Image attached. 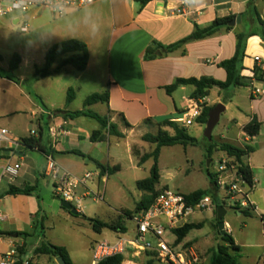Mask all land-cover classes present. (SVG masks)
Listing matches in <instances>:
<instances>
[{
    "label": "rangeland",
    "instance_id": "1",
    "mask_svg": "<svg viewBox=\"0 0 264 264\" xmlns=\"http://www.w3.org/2000/svg\"><path fill=\"white\" fill-rule=\"evenodd\" d=\"M257 7L259 4L253 0ZM261 17L264 19V1L259 5ZM19 16H8L0 18V56L2 62L0 67L4 70V76L11 82L0 79V128L7 129L14 140H21L20 137L31 136L33 131H37V122L32 118L33 112H38L44 107L46 111L68 110L70 112L80 111L85 108V100L94 93H101L102 68L100 66L99 55L95 61V68L91 74L79 79L80 72L70 68L71 72H63L49 78H35V68L42 67L45 63L47 50L54 44L70 39L90 38L101 36L102 41L98 42L95 54L103 51L105 40L111 39L114 35L115 26L108 7L102 9L98 6H91L79 11H71L63 17H55L48 11H30L23 19L30 25L28 33H22L20 26L14 23V19ZM243 23L246 22L243 20ZM238 31L246 30L243 26L237 25ZM91 44L92 41H91ZM94 46V45H93ZM15 54L21 55L23 62L16 71H10V63ZM94 54V53H93ZM258 80L259 76H255ZM94 79V82H91ZM248 86L231 88L229 91L212 89L210 103L218 101V91L221 92L222 102L228 105L227 111L222 114L219 123L212 132L211 139L205 135L206 125L197 121L192 126H188L190 135L197 140L196 145L184 148L181 145L164 147L159 157L160 183L156 186V193L165 189L188 195L198 190H206L211 187L207 171L215 173L219 167L220 159L224 156L216 148L212 153L209 149L222 141L231 142L239 146L236 142V135L231 136L229 129L233 126V120L250 116L254 110H260L264 105V94L259 97H252L253 86L264 90V82L247 81ZM16 84H20L22 92L17 89ZM75 90L74 101L67 106L68 90ZM220 104V103H217ZM205 102L204 110L209 108ZM91 111L101 115H106L104 104H95L89 108ZM262 109V107H261ZM48 121V116L45 118ZM75 126L70 127L71 133L79 131L85 134L100 128L99 123L88 117L75 119ZM80 123V124H79ZM147 133L157 135L160 129L158 124L147 125ZM80 128V129H78ZM173 134V130L164 128ZM145 135V134H144ZM144 135L138 133L134 138L132 152L128 146L129 140H121L111 137L102 146L95 147L89 141L83 148L86 154L101 162L111 165H120L118 172L103 178L97 176L99 169L96 164L88 159L84 160L80 156H67L66 164L68 171L77 176H84L90 172L94 177L89 180L87 187L80 194L83 204V213L74 216L62 207V202L57 200L51 177L42 176L45 157L38 152H28L23 162L18 182L25 184L39 185L38 194L41 198L42 215L46 218L44 222L45 230L43 235L31 242H49L56 246L65 247L75 264H92L93 249L97 242L109 240L116 241L120 237L132 238L136 234V223L133 219L125 215L136 212L139 203L145 197H152L139 190L137 183L151 177L154 160L151 159L141 163V158L152 153L156 145L144 141ZM51 136L45 131L44 142L48 143ZM71 139H77L74 136ZM234 138L235 141H230ZM51 140H53L51 138ZM62 142H65L64 138ZM255 152L251 155V164L256 168L257 192H254V200L258 209L250 208V215L243 214L236 209L237 202L232 200L223 189L218 191L219 201H225L227 215L225 222L227 235L231 236L240 247L241 252L237 258L238 264H264V124L260 136L253 141ZM69 149V145H63ZM17 155H11L15 160ZM19 158H17V161ZM209 161L212 163L209 165ZM103 175V174H101ZM9 182L4 179L2 188ZM19 184V183H17ZM1 188V189H2ZM89 192V196H84ZM155 196V195H154ZM217 207L215 205L209 211L194 215L190 222L192 224H202L203 228L192 231L181 243H178L177 236L172 233L165 235L166 241L173 245L176 241L184 250H192L202 260V264H210L213 252H217L220 247H227L219 231L217 219ZM76 208V207H75ZM246 210V209H244ZM136 213L134 215H139ZM92 220L105 223H116L122 221L121 225L127 228V233H116L105 229L102 233H97L92 227ZM20 249L18 252L21 258ZM26 259L35 258L29 247H24ZM229 253H235L230 250ZM42 258L46 259L47 256ZM149 260L144 256L134 257L132 253L124 256L121 264H148ZM53 264H58L53 260ZM153 264H160L153 260Z\"/></svg>",
    "mask_w": 264,
    "mask_h": 264
},
{
    "label": "crops",
    "instance_id": "2",
    "mask_svg": "<svg viewBox=\"0 0 264 264\" xmlns=\"http://www.w3.org/2000/svg\"><path fill=\"white\" fill-rule=\"evenodd\" d=\"M250 1L251 0H159L151 2L144 8H141L138 3L132 0H104L94 5L98 6L100 9L104 7L109 8L115 31L111 39H106L104 41L105 45L103 51L101 50L98 54H95L97 51L95 45H98L97 43L102 41L101 36L90 38V41L87 40V38L78 39L87 44L90 54L87 69L84 72H80L81 75L79 79H83L91 74L96 65V58L99 55L103 75L101 93L106 90H109L110 93L109 103L104 104L106 107L105 116H107L109 122L116 125L118 131L124 135L123 138H116L126 141L129 140L128 149L132 156H134L132 152L134 138L138 137V133H140L141 136L150 134L146 132L149 131L147 127L149 124H146L147 120H152L153 124H159L165 120L176 119L180 117L190 105L192 94L195 91L194 87H181L172 94H169L165 87L172 85L177 79L181 78L201 79L206 77L218 81H225L226 72L222 68H219L218 64L224 60L231 59L235 55L237 44L236 35L245 30L238 31L236 27H232V30L223 28L211 37L199 41H192L180 50L155 61H145L144 57L148 47L154 41L165 46L175 44L192 35L196 26L206 28L217 18H224L230 15L239 16L247 10ZM263 1L264 0H256V3L261 5ZM259 5L257 8H259ZM16 20L17 18L14 19L15 24ZM242 24L246 29L248 24H244L243 20ZM91 41L93 44H91ZM256 57L264 61V42L258 36L251 37L247 42L246 58L243 63L245 70L242 72V77L245 79V82L248 83L247 81L251 80L254 85L259 82V80L255 78L254 69H260L255 62ZM70 68L72 67H67L65 73L71 72ZM0 79L11 82L7 78L0 77ZM91 82H94V79ZM261 82H264L263 70ZM15 86L22 92L20 84L15 83ZM229 90L230 89L226 91ZM212 91L213 90H211L209 96L205 98V102L211 107H216L218 105L217 103L223 104L226 112L228 105L222 102L220 91H218V101L214 104L213 102L210 103L209 97ZM0 102H2L1 98ZM261 107L260 110H254L250 116L246 115L244 118L234 119L232 121L233 127L229 129V134H232L231 136L236 135V142L239 143V146L225 141L215 146L227 143L239 149L251 147L255 152L253 141L257 139L260 134L257 137L251 138L244 133L243 128L250 123L254 117H256L263 126L264 105ZM45 111L44 107H41L37 113L33 112L32 114V118L37 122V131H35L36 138H41L43 145L52 149V155L55 161L67 171L66 158H68L67 156H73V154L65 153L78 151L86 157L95 159L91 154H86L84 152L83 148L86 142L89 141L95 147H100L104 142H108L111 137H115L107 134L105 141L93 143L90 138L92 134L100 128L92 130V132L87 134L78 130V132L74 134L71 133L70 127L75 126V119L65 120L62 117L51 118L48 116V121H45L47 117V115L43 114ZM34 114L37 115L36 118H34ZM120 115L126 119L132 128L127 129L121 124L119 120ZM53 128L68 130L71 134L61 135L59 144H54L51 138L48 143H45V131H48V134L51 136L50 131ZM72 136L77 139H71L70 137ZM20 138L22 139L24 137ZM63 138L65 142H62ZM229 140L235 141L234 138H229ZM63 145H69L70 148L67 149L63 147ZM216 149L220 151L219 148ZM28 152L33 151L21 148L17 152L14 161L10 157L9 159L0 160V163H5L6 161L15 162L17 158L23 163L27 159L25 155ZM220 152L224 155L220 160L229 158L226 152ZM38 153L45 157L46 165L47 156L41 152ZM253 153L246 156L243 162L252 169L254 174L255 187L249 197V202L253 208L257 210L258 207L254 200V192H257V184L259 181L256 178V168L251 164V155H253ZM134 158L136 157L134 156ZM83 159L86 160V158ZM101 163L109 167L118 166L121 168L120 165ZM211 163L212 162L209 161V165ZM42 170H44V168ZM97 174L100 178H103L104 181H106V177L109 176L108 174L101 175V171ZM42 176H44V174ZM77 177L81 178L83 176ZM11 185L24 187L31 184H25L24 181L18 182V179L13 183L7 182L3 188L1 187L2 185L0 186V196L3 195ZM39 210V201L34 196L19 195L0 198V255L18 250L19 247L28 248L31 244L29 252L32 251L35 255V258L31 261L32 264H53L54 258L47 256V258L44 259L42 258L43 256L35 254V248L40 245L39 240L38 242H31L36 238L40 239V237L34 234L32 224L33 216H35ZM18 233L28 234L30 236H18L17 238L12 236ZM27 255L28 254L22 259L31 260L26 259ZM71 260L73 262L72 257Z\"/></svg>",
    "mask_w": 264,
    "mask_h": 264
},
{
    "label": "trees",
    "instance_id": "3",
    "mask_svg": "<svg viewBox=\"0 0 264 264\" xmlns=\"http://www.w3.org/2000/svg\"><path fill=\"white\" fill-rule=\"evenodd\" d=\"M138 3L141 8H144L148 4L154 1L159 0H132ZM167 1V0H162ZM254 1H250L247 10L241 14L242 20H244L248 26L247 29L243 32L237 33L236 39V51L235 55L228 60H224L218 64L219 68H222L226 72L225 81H218L212 78L203 77L201 79L196 78H181L177 79L172 85L165 87L166 91L169 94L174 93L181 87L192 86L195 88L194 93L192 94V99H205L209 96L210 91L214 88H218L220 90H228L234 87L240 86H249V83L245 82V79L242 77V72L245 70L244 68V60L246 58V49L247 42L251 37L258 36L264 42V19L261 17V14L258 8L254 5ZM237 15H230L224 18H217L210 26L206 28H201L199 26L195 27V31L189 37L175 43L172 45H162L154 41L146 50L145 53V61H155L157 59H161L164 56H167L171 53H174L181 48H183L186 44L192 41H199L206 39L215 35L221 29L226 28L227 30H232L233 28L229 26V23L236 19ZM90 54L88 46L85 42L80 41L78 39H70L60 43H56L52 45L46 52L45 55V63L42 67L35 68V78H49L54 75H59L65 72L67 67H72L78 72H84L87 69L89 64ZM2 62V57L0 56V63ZM22 63V57L19 54H15L10 63V71H16ZM255 76H259V81L262 80V71L258 68L254 69ZM0 76H4V70L0 67ZM8 78V77H6ZM75 99V90H68V98H67V106H69ZM110 99L109 90H106L103 93H94L90 95L85 100V108L80 111L70 112L68 110H56L54 111V117H62L65 120L68 119H76L80 117H88L96 120L100 129L95 131L91 136V142L99 143L103 142L106 139V135L109 134L111 136L123 138L124 135L118 131V127L109 122V118L107 116H101L89 108L95 104H108ZM214 107H209L204 110L201 117L197 119V122L206 125L208 122V115L210 111ZM119 120L121 124L130 129L132 126L126 121L123 116H119ZM152 120H147L146 124H151ZM160 126L159 132L157 135L148 134L145 135L144 141L156 145L155 150L152 153L146 154L141 158V163H145L151 159L154 160V166L151 171V177L137 183L139 190L144 193L151 195L152 197H145L138 205L136 209V213H144L147 211L151 205L154 203L158 193H156V186L160 183V171H159V157L161 154V150L164 147H173L176 145H181L184 148H187L190 145H196L197 140L193 138L187 127H184L178 123L173 122L172 120H165L158 124ZM164 128H169L173 130V134ZM262 123L254 117L250 123L244 126V133L251 137H257L261 133ZM20 144L22 148L30 151H38L46 156L52 155L53 151L51 148L43 145L41 138H36L34 136L24 137L20 140ZM214 148H219L220 151L226 152L229 157L234 158L235 161L239 164V172L244 175V178L248 185L251 188L255 187L254 174L252 169L244 164L243 160L246 156L250 155L254 152L251 147H247L246 149H239L235 146H232L227 143L220 144L219 146H212L209 149V153L211 154ZM13 152V150H10ZM65 154H73L80 156L82 158H86L92 162H94L97 168L101 171L103 175L108 174L109 176L115 174L120 170L118 166L109 167L101 162L92 159L91 157H86L82 153L78 151L67 152ZM10 157L1 156L2 159H9ZM208 177L210 179L211 187L207 190H198L191 194L185 195L187 201L190 204H196L203 197L211 195L214 197L215 205L218 204V187L215 181V175L208 170ZM39 185H26L24 187H17L11 185L9 189L0 196L3 198L4 196H34L38 199L40 210L39 212L33 216L32 224L34 228V234L38 237L43 235L45 230L44 222L45 217L42 215L43 210L41 207V198L38 194ZM155 195V196H154ZM250 208H253L251 205L248 209H240L236 207L237 210H240L243 214L249 216ZM254 209V208H253ZM67 211V210H66ZM132 215L130 212H125V215L129 218L133 219L135 215ZM217 214V211H216ZM81 213L78 215L80 216ZM264 220V219H263ZM122 221H118L116 223H105L98 220H92V227L95 232L102 233L103 230L108 229L117 233L126 234L127 228L121 225ZM219 225V222H218ZM203 228L202 224H187L181 229H177L175 231L178 237V243H181L188 235L194 230H200ZM222 239L227 242V247H220L217 252H213L210 258V264H238L237 258L239 253L241 252L240 247L235 243L234 239L227 235H222L220 232ZM19 237L22 236H30L28 234L18 233ZM20 249L22 255H26V251ZM232 250L235 254L231 255L229 251ZM35 254L41 256H49L54 259L63 258L67 264H74L71 260L68 250L65 247L56 246L49 242H42L38 247L35 248ZM124 259V256H118L114 258L107 259L99 264H121ZM154 259H149L148 264H153Z\"/></svg>",
    "mask_w": 264,
    "mask_h": 264
},
{
    "label": "built area",
    "instance_id": "4",
    "mask_svg": "<svg viewBox=\"0 0 264 264\" xmlns=\"http://www.w3.org/2000/svg\"><path fill=\"white\" fill-rule=\"evenodd\" d=\"M104 0H0V18L8 16L16 17V24L20 26L22 33H28L30 25L23 20L32 10L48 11L55 17H63L71 11H79L94 6ZM255 62L264 71V61L256 57ZM252 96L254 98L264 94V90L253 86ZM205 99H191L188 108L180 117L172 121L184 127L192 126L204 112ZM43 114L54 118L53 112L45 111ZM36 118V114L33 115ZM54 144H59L61 135H70V131L61 128H53L50 131ZM31 136L36 137L33 131ZM12 134L5 128H0V150H13L11 155H17L22 148L20 140H14ZM23 163L21 161H6L0 163V186L4 179L10 183L15 182L20 174ZM239 164L234 158L220 160L219 167L215 173V181L218 190H225L228 196L237 202L236 207L248 209L251 204L249 197L253 191L246 182L244 175L239 172ZM46 177L53 179V187L56 196L63 202L70 203L73 207L83 213V204L80 194L82 189L94 177L88 172L79 178L71 172L63 169L54 159L53 155L47 156V162L43 170ZM97 176H99L97 174ZM84 196H89L87 192ZM225 206V201H219L217 205ZM215 206L214 197L211 195L203 197L196 204H190L185 195L173 192L169 189L161 191L151 207L133 220L136 223V234L132 238L120 237L116 241L103 240L97 242L93 249L92 264H99L107 259L126 256L132 253L134 257L144 256L154 259L160 264H202V260L192 250H184L177 241L170 245L165 235L175 234L190 224V219L199 213H203ZM228 227V225L226 224ZM177 236V235H176ZM178 240V237H177ZM0 264H32L30 260H23L18 250L0 255Z\"/></svg>",
    "mask_w": 264,
    "mask_h": 264
},
{
    "label": "water",
    "instance_id": "5",
    "mask_svg": "<svg viewBox=\"0 0 264 264\" xmlns=\"http://www.w3.org/2000/svg\"><path fill=\"white\" fill-rule=\"evenodd\" d=\"M242 24V16L239 15L236 19L232 20L229 23L230 27H236L237 25H241ZM225 112V106L223 104H218L216 107H214L209 115H208V122L206 124V137L208 139H211L212 136V132L214 130V128L217 126V124L220 121V117L222 115V113ZM12 154V152L10 150H0V157L1 156H6V157H10ZM57 200L61 201L59 198H57ZM62 207L67 210L70 214L74 215V216H78L80 214V212L73 207L70 203L68 202H62ZM227 215V210L226 208L219 204L217 207V219L219 221V231L221 232L222 235L226 234V222H225V217ZM14 238L18 237V234L12 235ZM57 263L58 264H67L65 262V260L63 258H58L57 259Z\"/></svg>",
    "mask_w": 264,
    "mask_h": 264
}]
</instances>
